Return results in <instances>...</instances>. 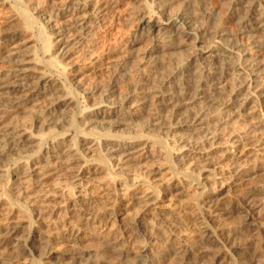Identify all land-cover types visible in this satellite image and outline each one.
Listing matches in <instances>:
<instances>
[{"label": "rangeland", "instance_id": "obj_1", "mask_svg": "<svg viewBox=\"0 0 264 264\" xmlns=\"http://www.w3.org/2000/svg\"><path fill=\"white\" fill-rule=\"evenodd\" d=\"M7 1L12 5L0 10L1 20L6 19L14 8L12 0ZM112 1L88 0L89 8L86 13H82L86 20L92 17L91 12L96 5L107 3L109 6L99 23H90L87 30L88 40L83 48L89 43H95L98 49L111 48L108 60L119 59L124 54L123 51L130 49L125 55L138 60L145 55L149 40L141 38L131 46H128V42L136 33L139 19L136 10L144 9L145 4L129 2L113 6ZM60 2L30 0L27 4L30 13L37 17L40 10L45 12V16L52 15V8H56ZM172 7L173 10L181 7L187 9L194 20L193 26H198V29L200 25L207 24L209 18H215L228 36L235 38L246 48L247 53H251L248 56H254L264 63V32L259 36V50L248 49L245 39L237 30L236 18L230 13L228 0H174ZM53 19L51 25L56 28L70 22L71 16L57 15ZM33 21L35 23L32 30L23 33L20 39L29 41L27 50H34L36 46L33 31L37 33L38 29L46 26L43 24V27L44 21L38 18ZM174 33L169 32L171 37L166 38V42H178L179 38ZM59 38L57 34H53L50 40L56 41ZM193 41L190 38L177 51L159 54L158 64L164 66L176 54L182 57V62L189 63L191 54L195 52ZM36 48L37 59L48 58L47 53H42L39 44ZM6 55L7 53L0 51V67H4ZM66 64V73L69 79H73L71 72L77 63ZM59 81L65 82L61 78ZM259 88L263 89L264 94V80L260 82ZM83 96H87L85 90L78 94V103L65 109L68 115L73 114L76 122H82L85 115L94 109L88 107L94 99L84 100ZM201 100L192 105L194 107L191 112L206 105ZM43 104L41 99L26 102L14 110L1 107L0 119L7 117L14 123L31 126V118L39 113ZM153 107V104L147 102L137 111L139 117L137 116L135 124L127 127L114 126L115 117H112L109 133L122 137L154 134L157 140L167 146L170 159L174 161L175 175L166 160L165 149L160 145L152 146L145 136L130 140L102 136L100 141L103 146L110 141L119 143L120 147H115L118 150L112 153L102 152L101 142L94 144L93 139L90 140L84 146L89 147L84 157L88 160H77L70 165L73 169L82 167L85 172L83 178L74 181L75 178L69 172L59 170L47 178L46 185L32 199L26 198L22 189H17L23 184L13 182L15 177L12 174L8 181L6 174L0 171V257L10 254L16 244L27 237L31 236L36 240L29 243L27 251L19 256L11 255V259L8 258L4 264H114L119 257L118 253L122 251L126 255L117 260V264H131L134 262V255L143 250L151 255L139 259L137 264H174L170 253L161 261L154 260L156 258L152 255L161 254L170 246H187L196 241L198 244L200 234L205 228L214 233L215 245L209 251L210 254L200 261L201 264H264V98L260 104L248 102L240 115H232L238 106L225 114H219L217 136L213 141L207 142L204 148L199 147L201 150H195L187 141L182 142L184 138L188 140L191 136L185 134L183 129L150 130L147 117ZM182 111L185 112V108ZM218 119L213 123H217ZM67 125L61 122L55 127L57 139L64 141L63 152L82 135ZM82 126L84 127L83 124ZM84 129L90 131L91 127ZM38 130L32 127L33 132L37 133ZM237 137L238 142H233V138ZM52 139L50 137L49 141ZM44 150L45 148L41 153L33 155L14 151L13 153H17L16 158H3L0 169L15 171L18 165L21 172L33 164L47 166L46 161L41 160ZM101 159L106 163L103 164ZM239 170H244L247 174L243 178L234 176ZM196 180L199 184L195 183ZM120 187H126L128 191L120 190ZM144 190L152 191L153 197L143 201L138 199L140 194L132 195ZM208 195L213 196L210 207L205 206L203 201ZM246 205L252 208L251 225L244 223L243 208ZM77 227L79 232L75 231ZM112 239L117 240L113 247L110 244ZM109 246L113 251H108ZM79 250L87 254L84 259L77 257ZM211 254L216 257L213 258ZM181 264L200 263L189 259Z\"/></svg>", "mask_w": 264, "mask_h": 264}, {"label": "bare ground", "instance_id": "obj_2", "mask_svg": "<svg viewBox=\"0 0 264 264\" xmlns=\"http://www.w3.org/2000/svg\"><path fill=\"white\" fill-rule=\"evenodd\" d=\"M28 1L12 0L14 8L11 14L4 20L0 19V51L7 53L6 60L3 62L4 67H0V108L14 110L32 100L42 99L44 103L39 113L31 118V126L20 122L14 123L7 117L0 119V163L3 158L15 159L17 153H13L14 151L33 155L41 153L45 148L44 159L41 160L46 161L47 166L33 164L34 166L30 165L21 172H19L21 167L18 165L15 171L0 169L6 174L8 181L12 174L15 177L13 182L23 184L21 187H16L23 190L26 198L32 199L34 194L40 192L41 187L46 185L47 178L59 170L69 172L71 177L75 178L74 181H80L85 173L84 170L82 167L73 169L70 165L77 160L85 159V162L88 160L84 157L89 147L84 146L92 139L94 144H99L100 139H103L102 136L123 138L122 135L109 133V128L112 126L109 123L113 121L110 119L115 117L113 122L116 127L133 125L138 116L137 111H140L147 102L154 106L153 110L151 109L153 112L151 111L147 117L150 130L183 129L185 134L188 133L191 136L188 140L184 136L182 142L187 141L192 148L200 149L199 147L204 148L207 142L216 138L217 125L220 123L219 114H225L238 106L235 114L232 113V115H240L248 102L260 104L264 98L263 89L259 88L260 82L264 80V63L254 56H248L247 54L251 53H247L246 48H243L235 38L228 36L215 18H209L207 24L200 25L199 29L198 26H193L194 20L191 19L187 9L181 7V9L173 10L174 0H113L111 2L113 6L129 2L145 4L144 9L136 10L139 17L136 33L131 41L129 40L130 42L127 41L128 46H131L141 38L149 40L145 55L138 60L125 55L130 49L123 51L122 54H124L119 59L108 60L111 48L98 49L95 43H89L86 48H83L88 40L87 30L90 28V23L101 21V17L109 6L107 3L93 7L92 17L86 20L83 14L89 8L88 0H60V4L52 8V15L45 16V12L40 10L37 17L30 13ZM228 4L230 13L236 18L238 32L245 39L246 46H249L247 48L258 51L259 36L264 32V0H228ZM11 5L7 0H0V10ZM57 15L71 16V21L55 28V25L51 23L54 21L53 16L55 18ZM37 18L43 20L42 25L46 26L44 29H38L37 33L33 31V41L36 46L40 45L42 53H47L48 58L37 59L35 44L34 50H27L29 41H20L23 33L32 30L35 23L33 20ZM173 31L179 38L178 42H166V38L171 37L169 32ZM53 34H57L60 38L56 41L50 40ZM190 38L194 40L192 47L195 52L191 54L189 63L182 62V57L173 53L176 54L174 58L171 57L172 59L164 66L158 64L159 54L177 51ZM198 43L204 45L199 46ZM11 44H13L12 47H9ZM67 62L77 63L76 68L71 72L73 79H69L66 73ZM60 78L65 82H60ZM83 90L87 94L83 96L84 100L94 99L88 106L94 109L85 115L82 122H76L73 114L68 115L65 109L73 103H78V94ZM242 95L244 96L240 99ZM200 99H202L200 102H205L206 105L191 112L194 107L192 105ZM182 108H185V112ZM216 119H218L217 123H213ZM61 122L67 123V126L75 128L79 134H82L79 135L80 139L73 142L72 147L64 149L66 152L62 149L65 146L64 141L58 140L55 133V127ZM82 124L89 129L91 127L90 131H84L86 129ZM32 127L39 129L37 133L32 131ZM142 136L147 137L152 146L160 145L165 149L166 160L170 169L174 170V161L170 159L167 146H164L161 140H157L154 134H137L124 139L130 140ZM50 137L53 138L51 141H49ZM234 138L232 141L238 142V137ZM100 144L102 148L100 150L108 153L115 152L120 147L117 141H110L104 146L102 142ZM181 148L184 147L181 146ZM105 163L104 161L103 164ZM246 174V171L239 170L234 176L243 178ZM195 183L199 184L197 180ZM121 189L126 187H120ZM135 194H140L138 199L143 201L153 197L152 191L147 190L132 193V195ZM203 201L205 206L210 207L213 196H205ZM251 211V206L246 205L243 208L244 223L248 225H251ZM78 228L75 231L79 232ZM213 237L214 233L205 228L200 234L198 244L196 241L187 246L183 244L170 246L161 254L152 255V257L155 256L154 260L161 261L170 253L174 264H181L189 259L201 264L200 261L210 254L209 251L215 245ZM35 241L30 236L23 242L17 243L10 254L0 257V264H4L11 255L19 256L24 253L28 250L29 243ZM116 242L117 240H110L112 247ZM110 247L109 252L113 251ZM85 255L87 254L84 251L77 252L79 259H84ZM118 255L117 260H121L126 254L122 251ZM150 255L143 250L138 255H134L133 260L137 264L139 259L148 258ZM212 257L216 256L212 255Z\"/></svg>", "mask_w": 264, "mask_h": 264}]
</instances>
